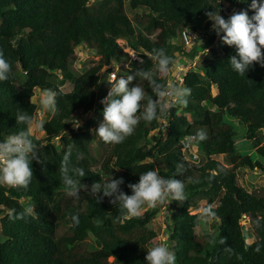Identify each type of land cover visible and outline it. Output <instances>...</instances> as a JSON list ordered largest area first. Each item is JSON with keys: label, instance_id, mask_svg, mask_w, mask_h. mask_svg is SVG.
Here are the masks:
<instances>
[{"label": "trees", "instance_id": "obj_1", "mask_svg": "<svg viewBox=\"0 0 264 264\" xmlns=\"http://www.w3.org/2000/svg\"><path fill=\"white\" fill-rule=\"evenodd\" d=\"M91 1L0 0V50L12 66L9 79L0 82V141L25 128L16 123L18 111L35 118L37 91L58 93L57 110L43 121L44 138L31 134L41 162H32L30 185L24 189L0 184V264H147L146 251L157 237L149 224L158 209L149 207L128 217L102 191L96 197L90 191L94 182L122 177L121 189L131 195L127 185L138 183L140 174L153 169L183 181L188 196L169 219L168 243L176 264H264V188L249 192L237 178L241 168L264 171V142L258 136L264 129V67L254 64L240 76L228 62L236 55L235 47L222 43L219 51L212 46V34L208 44L192 46L193 54L198 49L206 52L183 77V87L190 89L186 105L171 107L151 122L141 120L119 144L105 143L95 131L103 121L101 100L111 87L114 68L125 77L140 68L155 72L153 49L164 48L175 60L187 47L180 34L176 36L178 28L214 9L224 14L225 2L237 6L239 0ZM126 1L132 10H141L134 21L125 11ZM119 38L139 59H131ZM79 48L99 59L75 76L71 66ZM49 73L61 75L59 82L49 81ZM156 79L167 83L160 73ZM67 81L72 89L64 92L61 86ZM137 82L152 95L148 82L139 78L129 87ZM204 104L217 110L215 118ZM92 111L97 119L87 118L77 130L71 129L75 113ZM228 118L244 125L243 136L253 143V155L236 152L237 132ZM162 119L167 123L165 139ZM155 129L160 136L151 141L148 135ZM199 130L206 139L195 138ZM184 141L201 154L203 164L193 165L185 158ZM69 147L72 163L86 172L80 182L88 187L78 197L66 194L59 173ZM107 154L114 157L111 176L103 168ZM218 155L227 158L228 167L216 159ZM24 200L33 203L31 214H26ZM202 201L203 209L211 205L214 215L202 214L215 232L205 230L198 236L201 215L192 210ZM72 215H78V225ZM243 217L252 227L247 233Z\"/></svg>", "mask_w": 264, "mask_h": 264}, {"label": "clouds", "instance_id": "obj_2", "mask_svg": "<svg viewBox=\"0 0 264 264\" xmlns=\"http://www.w3.org/2000/svg\"><path fill=\"white\" fill-rule=\"evenodd\" d=\"M249 7L254 12L251 16L247 10L234 12L227 19L220 15V10L214 8L213 11L205 13L213 22L212 30L220 37L222 43L235 47L236 55L229 57L228 62L233 71L240 76H244L254 64L264 67V0H251ZM151 55L156 61L155 72L140 68L127 77H113L108 83L111 87L107 96L101 100L104 105L103 121L95 129L96 134L105 143H122L134 133L141 120L151 122L166 114L171 107L187 104L190 89L172 81L160 83L156 79L157 73L167 75L171 71L172 66L175 65L174 58L169 56L164 48L153 49ZM11 71L10 60L0 50V82L7 81ZM138 78L148 82L152 95H149L138 82L129 87ZM57 95V91L53 89L43 90L42 107L55 112ZM15 117L16 123L25 125V128L0 141V184L27 189L34 175L33 160L41 162L38 155L39 146L31 135L34 117L27 111H18ZM74 124L77 128L80 127L78 120ZM35 127L42 128L43 121L35 122ZM195 138L204 140L206 133L199 130ZM71 155V147H69L61 161L59 173L66 194L78 197L81 189L88 187L80 182L81 178L86 176V172L83 167L72 163ZM179 171L180 166L177 169L178 173ZM122 184H124L122 177L119 179L111 177L103 183L94 182L90 193L96 197V194L102 191L103 197L111 198L110 203L119 205L128 217L139 216L145 206L156 208L166 203L170 204L172 201L186 200L183 181L174 177L165 178L154 169L140 174L138 183L127 185L131 189V195L121 189ZM32 212V208L26 210V214ZM203 212L214 215L211 205L203 209ZM23 215L21 214L20 218H23ZM71 219L74 224H79L78 215H72ZM146 253L147 264H176L175 253L167 243L155 244L148 248Z\"/></svg>", "mask_w": 264, "mask_h": 264}, {"label": "rangeland", "instance_id": "obj_3", "mask_svg": "<svg viewBox=\"0 0 264 264\" xmlns=\"http://www.w3.org/2000/svg\"><path fill=\"white\" fill-rule=\"evenodd\" d=\"M92 2H94V0H92L91 3ZM237 3H238L237 10L235 7L228 6L227 3H225L224 4L225 13L220 14V15L223 16L225 19H227L234 12H238L241 10H247L249 16L254 14L253 10H251L249 7L251 0H243V2L239 0ZM125 11L128 17L132 19L133 21H134L135 14H141L140 9L132 10L129 7L127 1L125 2ZM212 23L213 22L210 21L206 15H201L199 18H194L191 21V23L187 26V28L189 29L190 33L197 35L196 40L193 41L190 46L187 45V47L183 48L184 50L183 52L180 53V55H176L175 65L172 66L171 71L167 75L160 74L161 78H165L166 82L172 81L173 83H177V85L183 86L182 85L183 77L186 75L188 71L198 66V64L200 63V61L202 60L206 52V51L198 49L193 54L192 46L194 47L195 45H200V43L202 42L205 44H208L207 38L210 37L212 34L214 35L212 46H214L219 51H221L222 41L220 37L217 36L215 31L212 30ZM179 30L180 28L176 30L177 37H179ZM202 34H205V36ZM117 41L120 45L123 46L124 50L130 55L131 59H139L137 53L134 50H132L130 47H128L127 42L124 39L119 38ZM176 41L177 39L175 38L174 40H172V43L175 44ZM77 53H78V60L76 63H74L71 66V70L75 76L80 75L82 72H84V70L89 68L92 65V63L96 62L99 59V57L96 56L93 52H90L89 50H86L85 48H79L77 50ZM113 71H115L116 73V78L125 77V75L121 73L119 69L114 68ZM60 78H61V75H58L57 73H49L47 75V79L51 81L52 83H58ZM112 80L113 78L110 76V81ZM61 89L64 92H69L72 89V83H70L69 81L65 82L61 86ZM41 97H42V92L37 91L33 99L34 103H36L37 105V110H36V115L34 118V125L31 129V134H33L34 136L38 138L43 139L44 133L42 132V128H39V129L36 128L35 122L48 120L50 117L49 116L50 111L42 107ZM204 106L210 111L213 118H215L216 117L215 113L217 110L215 108L207 106L206 104H204ZM175 107L177 106L175 105ZM179 113H183V111L180 108H179ZM87 118L97 119L98 114L93 111L88 114L75 113L73 121L76 122V120H78L80 122V126H82L84 125V122ZM227 120L229 123H231L234 126L237 132L236 152L240 155H245V154L253 155L254 153L253 143L247 140L243 136L244 130H245L244 125H242L240 121L234 118H228ZM100 122H102V120ZM160 122H161L160 128L162 130V138L165 139L167 123L166 121H163V119L160 120ZM70 127L73 130H77V127L75 126V124H71ZM159 136L160 135H158L157 129L151 130L148 135L151 141L156 140ZM258 136L264 142V129L261 130ZM194 154L197 156V158H193ZM184 156L193 165H201L204 163V158L201 156L200 153H198L194 149V146H192L191 143H190L189 149L184 150ZM216 159L220 161L226 167L229 166L228 160L224 155H218ZM113 163H114V157L110 154H107L106 157L104 158L103 168L107 170V174L109 176H111V174L114 171ZM237 175H238L237 177L238 183L249 192L259 189V188H264V171L262 170H259V169L250 170V169L241 168L237 170ZM170 199L171 198H169V200ZM187 200H188V196L186 195L185 201ZM185 201L183 202L172 201L170 202V204L166 203L163 206L156 207L158 209V213L156 214L155 218L149 224V227L154 229V231L157 232V237L153 240L154 245L161 243V242L167 243L169 245L168 238H169V234L171 231L170 225H169V219L172 216V214L181 207V205H184ZM23 202L25 206L27 207V209L33 208V203L30 200H24ZM204 205H205V202L202 201L200 202L199 206L195 210H192V213H198L199 215H201V218H200L201 224H200V227L196 231V234L198 236L203 235L205 230L209 231L210 233L215 232L214 226L213 224H211V220L206 219L205 216L202 214ZM147 208L149 207L145 206L142 212ZM1 217H2V214L0 213V218ZM241 223L245 225L246 233L252 230V227L249 223L248 218L243 217V219H241ZM1 240H2V237H1V230H0V241ZM248 241H251V239H249Z\"/></svg>", "mask_w": 264, "mask_h": 264}, {"label": "built area", "instance_id": "obj_4", "mask_svg": "<svg viewBox=\"0 0 264 264\" xmlns=\"http://www.w3.org/2000/svg\"><path fill=\"white\" fill-rule=\"evenodd\" d=\"M225 3H227L228 6L235 7L236 10H237V6L231 4L230 2H225ZM225 3H224V4H225ZM234 10H235V9H234ZM179 34H180L181 38L183 39V41H184V43H185L186 46H187V45H191L192 42L195 41V40H196V37H197L196 34H192V33H190V31H189V29H188L187 27H181L180 30H179ZM202 35L205 36V34H202ZM194 36H196V37H194ZM110 76H111L112 78H113V77H116V73H115V71H112V72L110 73ZM191 139H193V138L191 137ZM182 143L184 144V148H185L184 150L189 149V146H190L189 141H184V142H182ZM193 158H197V156L194 154V155H193Z\"/></svg>", "mask_w": 264, "mask_h": 264}, {"label": "water", "instance_id": "obj_5", "mask_svg": "<svg viewBox=\"0 0 264 264\" xmlns=\"http://www.w3.org/2000/svg\"><path fill=\"white\" fill-rule=\"evenodd\" d=\"M244 232H246V230L244 229Z\"/></svg>", "mask_w": 264, "mask_h": 264}, {"label": "crops", "instance_id": "obj_6", "mask_svg": "<svg viewBox=\"0 0 264 264\" xmlns=\"http://www.w3.org/2000/svg\"><path fill=\"white\" fill-rule=\"evenodd\" d=\"M202 32H204V31H202Z\"/></svg>", "mask_w": 264, "mask_h": 264}]
</instances>
